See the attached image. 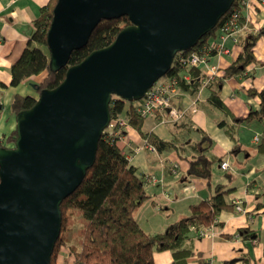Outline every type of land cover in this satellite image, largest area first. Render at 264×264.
I'll return each instance as SVG.
<instances>
[{
    "label": "water",
    "instance_id": "1",
    "mask_svg": "<svg viewBox=\"0 0 264 264\" xmlns=\"http://www.w3.org/2000/svg\"><path fill=\"white\" fill-rule=\"evenodd\" d=\"M232 3L56 0L45 32L52 72L67 64L102 19L126 15L129 24L14 114L13 145L0 146V264H49L61 224L59 204L95 161L111 95L140 99L174 54L195 45Z\"/></svg>",
    "mask_w": 264,
    "mask_h": 264
},
{
    "label": "crops",
    "instance_id": "2",
    "mask_svg": "<svg viewBox=\"0 0 264 264\" xmlns=\"http://www.w3.org/2000/svg\"><path fill=\"white\" fill-rule=\"evenodd\" d=\"M241 1L247 31L255 33L264 28V2ZM46 2L0 0V81L5 84L0 85V138L15 126L14 114L8 110L12 95L37 96L33 85L45 74L31 75L17 85H10L9 82L10 65L21 53L32 31V20ZM223 46L227 51L212 53L206 62L198 64L203 77L221 76L222 70L241 51L239 43L231 37L224 39ZM252 48L255 60L245 66V73L221 80L218 96L226 109L218 108L209 100V89L201 82L194 91L176 88L171 97L172 103L185 109L183 116L176 121L162 123L155 117L143 118L144 130L157 134L163 140L174 141L179 150L150 149L148 142L131 125L118 141L135 173L144 182L147 196L136 205L134 217L145 231L158 232L181 216H187L190 206L208 198L216 183H224V188L232 187L226 196L232 204L216 213L217 232L212 237H197L196 230L189 228L193 253L186 258V264H201V261L205 264H264V195L261 196L264 155L256 151L263 122L254 119L238 125L235 138L244 149L239 151H231L233 142L218 125V121L224 119L232 122L230 115L243 117L250 109L259 107V96L251 94V90L258 91L264 83V35H259ZM200 151L209 156H223L230 166L224 171L215 162L211 166L210 185L205 177L187 175L190 155ZM145 176L158 180L149 183L144 180ZM236 201H240L243 211L235 210ZM240 227L250 228L253 238L236 236ZM62 248L68 250L64 254L58 253L56 264H71L73 255L67 246ZM153 252L154 264H169L171 261L170 251L162 249ZM242 255L247 261L239 258Z\"/></svg>",
    "mask_w": 264,
    "mask_h": 264
},
{
    "label": "trees",
    "instance_id": "3",
    "mask_svg": "<svg viewBox=\"0 0 264 264\" xmlns=\"http://www.w3.org/2000/svg\"><path fill=\"white\" fill-rule=\"evenodd\" d=\"M55 2L56 0H47L39 8V14L32 20L33 28L29 38L17 59L10 65V85H17L31 75L44 72L40 81L33 85L36 94L41 88L55 87L64 77L70 64L80 62L91 50L111 43L118 31L129 24V18L126 15L102 19L91 30L85 44L70 52L67 64L52 72L47 68L49 56L45 45V32L50 23ZM242 3L241 0H233L229 9L220 16L214 27L199 37L195 45L174 54L172 64L163 74V76L176 77L178 86L184 90L194 91L199 88L201 82H204L203 84L209 89V100L221 109H226L218 96L222 78L245 73V66L255 60L252 46L259 35H264V28L252 33L247 31L248 28L245 26L242 33L235 35L241 51L233 62L222 70L223 73L219 77L209 78L210 76L205 75L203 77L197 66L185 64L183 60L187 54L197 51L202 45H207L211 39L215 38L220 25L231 14L235 15L239 24H245ZM187 73L190 77L185 81L182 75ZM206 78L207 81H205ZM0 85L5 84L0 81ZM251 94L259 96L258 109H250L243 117L230 115L232 122L224 119L218 121V125L232 140L231 151H239L244 149L235 138L238 125L254 119L262 121L263 132L257 140L256 151L264 155V83L258 91L251 90ZM35 99L36 96L31 94L14 93L8 104V110L15 114L23 108L32 106ZM109 101L110 117L122 113L137 133L155 146L156 150L178 149L179 145L174 141L163 140L157 134L144 130L142 123L144 116L140 115L135 108L137 101L122 100L115 95H111ZM15 134L16 130L12 128V131L0 138V146L10 144L9 142L13 144ZM99 137L95 161L86 169L85 176L78 186L59 204L61 224L59 235L53 243L49 264H56L57 255L64 245H67L73 255L71 264H154L153 251L162 249L171 252L169 264H186V258L193 253L192 241L188 237V226L194 225L198 228L211 222L221 209H228L232 203L226 200V196L232 187L224 188V183H216L212 189L213 193L208 198L192 204L187 216H181L158 232L145 231L134 217L136 205L147 196L144 182L135 173L126 154L122 152L117 137L106 135L105 132H102ZM222 160L223 156H209L204 151L191 154L188 159L187 175L205 177L208 179L207 184L210 185L211 166L215 162L219 165ZM262 195H264V187ZM75 221H78L80 226L71 233ZM236 233L240 238H253V231L247 227H240ZM70 238L74 240L70 241ZM262 247L264 254V242ZM239 258L247 261L244 255ZM201 264L205 262L201 261Z\"/></svg>",
    "mask_w": 264,
    "mask_h": 264
},
{
    "label": "built area",
    "instance_id": "4",
    "mask_svg": "<svg viewBox=\"0 0 264 264\" xmlns=\"http://www.w3.org/2000/svg\"><path fill=\"white\" fill-rule=\"evenodd\" d=\"M259 1L264 2V0ZM245 26V24H239L236 21L235 15L231 14V16L225 18L223 23L220 25L217 36L211 39L207 45H202V47L197 51H192L187 54L183 62L191 66H198V64L206 62L205 60L210 54L221 50L227 51V49L223 46L224 39L231 37V39L236 40L235 35L237 33H242ZM210 51H212V53H210ZM182 77L185 81H187L190 75L187 73L183 74ZM205 81H207V79H205ZM178 87L176 77L165 76L157 79L152 83L150 88L145 91L141 98L136 100V111L144 117H155L162 123H165V121H176L185 113L184 108L177 105L175 106L172 103L171 97ZM106 125V128L102 132H105L106 135L117 137V142L123 137L124 130L130 127V124L122 113H118V115L110 117ZM256 139L257 137H255V140ZM147 146H149L152 150L155 149V146H152L150 143H148ZM219 167L224 171L229 169L230 166L227 159H223L219 162ZM144 180L149 183H155L158 179L153 176H145ZM234 208L236 211H243L240 201L235 202ZM216 223L217 218L214 217L211 222L198 226V228L194 225H189L188 227L196 230L197 237L210 238L217 232ZM235 235L237 236V233ZM210 264H212V262H210Z\"/></svg>",
    "mask_w": 264,
    "mask_h": 264
},
{
    "label": "rangeland",
    "instance_id": "5",
    "mask_svg": "<svg viewBox=\"0 0 264 264\" xmlns=\"http://www.w3.org/2000/svg\"><path fill=\"white\" fill-rule=\"evenodd\" d=\"M163 77H165V76H162V77H160V78H163ZM9 143H10V144L7 143L8 146H12V145H13L11 142H9ZM7 145H6V146H7ZM79 226H80V223H79L78 221H75V223H74V225L72 226L70 232H71V233H74V231L76 230V228L79 227ZM73 240H74V238H70V241H73ZM65 246H67V245H65ZM64 249H65V250H64ZM67 250H68L67 248H62L61 251H60V253L64 254ZM63 258L65 259L64 256H63Z\"/></svg>",
    "mask_w": 264,
    "mask_h": 264
}]
</instances>
